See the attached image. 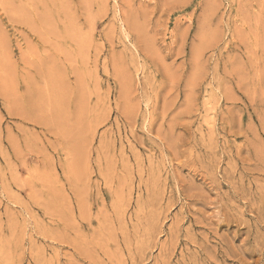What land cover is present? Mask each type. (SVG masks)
Instances as JSON below:
<instances>
[{
	"label": "rangeland",
	"instance_id": "rangeland-1",
	"mask_svg": "<svg viewBox=\"0 0 264 264\" xmlns=\"http://www.w3.org/2000/svg\"><path fill=\"white\" fill-rule=\"evenodd\" d=\"M0 264H264V0H0Z\"/></svg>",
	"mask_w": 264,
	"mask_h": 264
}]
</instances>
